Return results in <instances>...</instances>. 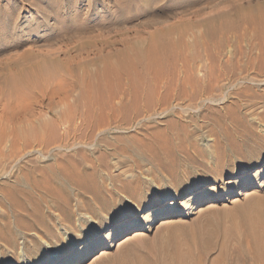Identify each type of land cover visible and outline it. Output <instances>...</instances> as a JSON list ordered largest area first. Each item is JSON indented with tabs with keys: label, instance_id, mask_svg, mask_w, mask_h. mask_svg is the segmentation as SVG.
<instances>
[{
	"label": "rangeland",
	"instance_id": "374dc122",
	"mask_svg": "<svg viewBox=\"0 0 264 264\" xmlns=\"http://www.w3.org/2000/svg\"><path fill=\"white\" fill-rule=\"evenodd\" d=\"M168 13L171 15L168 16ZM25 22L27 32L21 35L18 30ZM18 39H26L27 42L24 46L17 47ZM52 41L58 42L57 45H53ZM107 41H110V44ZM101 47L106 52L114 48V51L109 50V54L113 52L112 56L103 52ZM29 49L32 53L35 51L36 55L38 53L39 57L35 53L33 56L28 54ZM26 51L28 64L33 63L28 67L35 71L31 72L27 68L31 79L28 86L31 88H27L25 92H28L25 94L22 92L24 101L19 104L21 100L16 97L17 91L10 79L16 74L15 77L18 76L17 79L20 80L21 75L17 73L27 72L25 68L21 69V61L16 59ZM54 51L56 54L62 52L61 56L57 54L56 58ZM68 51L72 52V55H69ZM51 54H55L54 57ZM98 54H101L100 57ZM90 56H93L91 60L94 62L89 60ZM132 58L135 60L132 61ZM12 59L14 60L11 61ZM49 59L52 60L48 61ZM67 60L71 62L68 63ZM88 60L91 64L87 63ZM134 62L138 65H133ZM8 63L13 65L9 64L12 66L11 70L7 67ZM107 63L112 64L111 67ZM54 64H58L54 68L66 70L60 69L56 73ZM71 64L77 67H69ZM105 67L117 69L120 75H123L124 88L128 93V98H124V101L128 103L125 101V104L120 106L123 111L119 109L120 113H117V124L114 122L116 125H111L109 131L97 133L94 140L92 138V141L81 143L75 140L73 135L68 138V133L64 126L58 123L56 115H48L51 110L47 105H50L51 109L52 104L57 101L50 95L53 93L52 97L58 98L59 101L61 92L58 91L63 88L70 89L75 85L77 90L73 95L79 94L80 97L77 95V98H81L88 85V79L90 82L94 76L87 75L92 74L91 70L96 68L95 71L101 73ZM138 68L141 69L140 73ZM148 70L153 71L154 75L149 73L151 77L147 76ZM96 72L93 71L94 74ZM132 72L136 73L134 78H130ZM142 72L148 78L141 75ZM82 74L87 78L85 86L82 83L85 80ZM155 74H159L157 78ZM58 77L62 80L66 77V83H63L66 86L60 83L64 82L61 80L57 81L59 86L56 84V87V80L54 85L50 83L59 79ZM67 79L71 84L76 82L77 85H69ZM134 80L137 82L133 83ZM143 80H146V83ZM140 82L148 88L144 89L143 86L140 89ZM34 84L41 85L43 89H40V86L38 89L41 91L36 90L37 86ZM149 84H152L150 92ZM158 86L162 87L163 96L161 91H157L161 89ZM49 87H52L51 91ZM57 87L61 89L57 90ZM170 89L173 95L170 94ZM12 90L14 93L10 92ZM134 90H137V96L132 95ZM138 90H141V94ZM2 92L4 95L0 102V131L5 132L8 140L14 137L21 140L13 148L10 141L0 146L1 168L5 167L0 171V257L5 258L3 264H79L83 257L81 255L88 249L92 252L86 258V264H114L115 258L122 254H138L141 257L151 254L162 258L163 250L167 251L172 244L171 235L178 234L177 241L186 246L184 243L188 241L185 230L190 229L196 233L200 232L199 230L203 232L201 239L199 238L201 242L197 241L195 244L196 253L191 261L193 264H264V246L255 248L254 239L248 235L247 230L255 222L264 227V0H0V93ZM57 93L59 95H56ZM70 98L69 101L74 102ZM151 98L153 102L148 103L152 106L156 104V107L150 105L152 108H148L147 100L150 101ZM156 99H159L158 102L165 100L168 104L161 101L158 103ZM130 103L135 113L133 110L129 112ZM21 104L25 107H21ZM137 106L139 107L136 110ZM145 108L150 111L147 112ZM155 132L158 135L154 134ZM119 136L123 138V143L121 139L118 140ZM153 139L161 143L169 140L175 146L172 145L173 154H161L159 160L164 166H160L157 160H146L142 161L140 167H136V155L132 154L133 158L130 154L118 152L125 145L134 147L137 143L143 145L142 141L145 144ZM101 151L105 152L110 165L103 168L101 175L109 189L112 188V175L125 180L139 178L142 183L139 190L142 194L153 186H179L191 173L196 172L204 178L205 193L192 200L189 196L179 203L169 204L165 207V218L159 219L158 213H147L142 218H136L137 221L134 219L131 224L110 227L101 234L95 225L105 223L110 208L100 210L91 202L92 195H84L78 188H73L69 217L65 216L55 199L43 196L46 201L43 210L50 216V224L42 232L35 228L19 227V216L29 222L28 214L33 206L29 203L28 211L18 210L15 200L6 194L5 184L14 183L16 178L21 176L26 177L24 187L30 186V181L34 179L45 182L47 178L58 176L62 163L71 159L82 161L84 157L94 159ZM240 162L245 163L241 165ZM249 185H252V190L246 194ZM238 191L241 193L236 194ZM33 194L37 197L41 195L39 191ZM215 194L220 195L222 200L217 203L218 206L212 208L213 210L207 209ZM121 198L122 201L117 203H140V200L136 202L138 199H126L123 196ZM177 204L179 208L185 209L186 214L166 224L164 221H167L168 215ZM146 217H151L153 221L158 220L148 229L141 230L142 234L133 237L130 243L127 241L119 246L126 237L134 236V232ZM172 225L175 228H172ZM12 234H15L14 241L9 239ZM109 239H112L111 246L106 248ZM78 240H83V243H78ZM204 242L208 252L201 254L200 248ZM105 248L109 253L96 258Z\"/></svg>",
	"mask_w": 264,
	"mask_h": 264
},
{
	"label": "bare ground",
	"instance_id": "6f19581e",
	"mask_svg": "<svg viewBox=\"0 0 264 264\" xmlns=\"http://www.w3.org/2000/svg\"><path fill=\"white\" fill-rule=\"evenodd\" d=\"M177 13V12H176ZM168 16L169 15H171V13H168L167 14ZM48 18V17H47ZM164 18V17H163ZM166 18H169V17H167L166 16ZM174 18V17H173ZM50 19V18H49ZM55 20V19H54ZM160 20V19H159ZM26 22H27V20H25ZM43 21V20H42ZM46 21V20H45ZM160 21H163V20H160ZM26 22L22 25V27H20L19 28V33L21 34V35H24V34H26V32H27V24H26ZM49 22V21H48ZM137 22V21H136ZM42 23V22H41ZM47 24V23H46ZM49 25V24H48ZM51 25V24H50ZM123 25V24H122ZM44 26V25H43ZM55 26V25H54ZM94 29V28H93ZM96 29H97V27H96ZM42 30V29H41ZM57 30V29H56ZM76 30V29H75ZM104 30V29H103ZM74 31V30H73ZM94 31V30H93ZM93 31H90V32H93ZM108 31V30H107ZM106 31V32H107ZM58 32V31H57ZM64 32V31H63ZM77 32V31H76ZM75 32V33H76ZM83 32V31H82ZM86 32V31H85ZM95 32V31H94ZM110 32V31H109ZM74 33V34H75ZM78 33V32H77ZM76 33V34H77ZM105 33V32H104ZM73 34V33H72ZM61 36V35H60ZM67 36V35H66ZM65 36V37H66ZM79 36V35H78ZM97 37H99V36H97ZM62 38H64V37H62ZM96 38V36L94 37V39ZM104 38V37H103ZM55 40V39H54ZM97 40V39H96ZM95 40V41H96ZM102 40V39H101ZM111 40V39H110ZM100 41V40H99ZM113 41V40H112ZM114 41H116V38L114 39ZM27 42V40L26 39H18V42H17V44H16V46L17 47H22V46H24L25 45V43ZM49 42V41H48ZM53 42V41H52ZM104 42V41H103ZM108 42V41H107ZM110 42V41H109ZM108 42V43H109ZM58 43V42H57ZM57 43L55 42H53L52 44L54 45H57ZM97 43H98V40L96 41V46H97ZM115 43V42H114ZM42 44V43H41ZM48 44V43H47ZM51 44V45H52ZM110 44V43H109ZM109 44H108V46H109ZM50 45V44H49ZM101 45H104L103 43H101ZM112 45V44H111ZM42 46H44V44L42 45ZM74 46H76V45H74ZM53 47H55V46H53ZM53 47H51V49H53ZM69 47V46H68ZM104 47V46H103ZM107 47V45L105 46V49H107L106 48ZM31 48V47H30ZM99 48V47H98ZM97 48V49H98ZM49 49V48H48ZM48 49H47V51H48ZM50 49V50H51ZM55 49V48H54ZM53 49V50H54ZM57 49L58 48H56V50L55 51H57ZM96 49V50H97ZM100 49V48H99ZM105 49H104V51H103V49H102V47H101V50L103 51V52H106L105 51ZM117 49V48H116ZM118 49H121V48H118ZM12 50V49H11ZM21 50V49H20ZM28 50V49H27ZM30 50V49H29ZM38 50V49H37ZM44 50V49H43ZM43 50H42V53H43ZM53 50H51V51H53ZM109 50H111V49H108V52H106V53H108L109 54ZM23 51H24V49H23ZM32 50H30V52L28 53V54H30L31 53V56H33V53H35V51L32 53L31 52ZM45 51V50H44ZM47 51H46V54H47ZM54 51V52H55ZM58 51H60V50H58ZM61 51H63L62 49H61ZM67 51V50H66ZM66 51H64V52H66ZM111 51H114V48H113V50H111ZM70 51H68V53H69ZM74 52V51H73ZM95 52V51H94ZM93 52V53H94ZM99 52H100V50H99ZM115 52H116V50H115ZM120 52H121V50H120ZM41 53V54H42ZM62 52H60V54H61ZM72 53V52H71ZM71 53H69V55L71 54ZM86 53V52H85ZM102 53V52H101ZM113 54V52H110V54ZM122 53V52H121ZM120 53V54H121ZM27 54V51L26 52H24L23 53V55L20 57V58H16L18 61H21L20 62V64L22 63V65L23 66H21V69H22V67L23 68H25V70L27 71V68L28 69H30V67H28V65L29 64H33V63H29L28 64V61H27V56H28V54H27V56H25ZM41 54H40V56H41ZM55 54H56V52H55ZM54 54V55H55ZM57 54H58V52H57ZM55 55V57L56 56H58V55H60V54H58V55ZM88 54H90L89 52H88ZM96 54H97V52H96ZM103 54V53H102ZM107 54V55H108ZM109 54V55H110ZM112 54H111V56H112ZM116 54V53H115ZM35 55H36V53H35ZM34 55V56H35ZM37 55H38V57H39V54L37 53ZM36 55V56H37ZM53 57H54V55L53 54H51ZM65 55V54H64ZM66 55H67V53H66ZM72 55V54H71ZM84 55V54H83ZM99 55V54H98ZM101 55V54H100ZM100 55H99V57H100ZM105 55V54H104ZM104 55H102L103 56V58L105 57ZM118 55H119V51H118ZM44 56V55H43ZM47 56H49V54L47 55ZM61 56V55H60ZM87 56H89V55H87ZM94 56H96V55H94ZM101 56V57H102ZM45 58H46V56H44ZM69 57H71V56H69ZM73 57H74V55H73ZM76 57V56H75ZM75 57H74V59H75ZM78 57V56H77ZM80 57H81V55H80ZM85 57H86V55H85ZM85 57H83V59L85 58ZM93 57V56H92ZM91 56L90 57H88V58H90L89 60L90 61H93V60H91V58H92ZM98 57V56H97ZM108 57V56H107ZM124 57V56H123ZM122 57V58H123ZM127 57V56H126ZM2 58V57H1ZM45 58H43V59H45ZM49 58H50V56H49ZM57 58V57H56ZM65 58H67L66 56H65ZM87 58V57H86ZM85 58V59H86ZM102 58V59H103ZM106 58V57H105ZM104 58V59H105ZM47 59H48V57H47ZM58 59H60V57L58 58ZM57 59V60H58ZM68 59H72V61H75V60H73V58H68ZM99 59V58H98ZM121 59V58H120ZM126 59V58H125ZM133 59V58H132ZM135 59H136V57H135ZM135 59H133L132 61H134ZM227 59V58H226ZM229 59V58H228ZM14 59H12L11 61H13ZM29 60V59H28ZM34 60H36V58H34ZM40 60V59H39ZM42 60V59H41ZM50 60H52V59H49L48 61H50ZM56 60V61H57ZM89 60L87 61V63L89 62ZM100 60V59H99ZM30 61V60H29ZM31 61H33V60H31ZM54 61H55V59H54ZM53 61V62H54ZM64 61V60H63ZM66 61V60H65ZM68 61V60H67ZM70 62H71V60H69ZM69 61H68V63H69ZM85 61V60H84ZM96 61V60H95ZM119 61V60H118ZM128 61V60H127ZM9 62V61H8ZM35 62V61H34ZM41 62H43V61H41ZM47 62V61H46ZM52 62V61H51ZM52 62V63H53ZM79 62V61H78ZM94 62V61H93ZM93 62H92V64H93ZM126 62V61H125ZM129 62V61H128ZM137 62V61H136ZM136 62H134V63H132L133 65L136 63ZM151 62V61H150ZM157 62H158V60H157ZM18 63V62H17ZM37 63V62H36ZM49 63V62H48ZM77 62H75V64H76ZM87 63H85V64H87ZM124 62H122V64H123ZM127 63V62H126ZM125 63V64H126ZM152 63V62H151ZM151 63H149V64H151ZM153 63H154V60H153ZM159 63V62H158ZM12 65L11 63H8V69H10L11 70V67L13 66H11L10 67V65ZM19 63H18V65H20ZM35 64V63H34ZM37 64H39V63H37ZM41 64V63H40ZM88 64H91V63H88ZM128 64V63H127ZM137 64V63H136ZM142 64V63H141ZM140 64V65H141ZM160 64V63H159ZM5 65H7V64H5ZM15 65V64H14ZM44 66H45V64H43ZM43 65H42V68H43ZM57 65L58 64H54L53 65V68H54V66H56L57 67ZM61 64L59 63V65L58 66H60ZM63 65V64H62ZM77 65V64H76ZM79 66L78 67H80V64H78ZM105 65V64H104ZM107 65H109V63H107ZM110 65H112V64H110ZM109 65V66H110ZM115 65V64H114ZM120 65V64H119ZM129 65V64H128ZM133 65H132V67H133ZM138 65V64H137ZM137 65H135V67L134 68H136L137 67ZM139 65V66H140ZM157 65V64H156ZM17 66V65H16ZM30 66V65H29ZM35 66H37V65H35ZM34 66V67H35ZM46 68H48V65L46 64ZM73 66V64H71V66H69V67H72ZM75 66V65H74ZM74 66H73V68H74ZM85 66V65H84ZM103 66V65H102ZM109 66H106V67H109ZM117 66V65H116ZM123 66H124V64H123ZM153 66V65H152ZM6 67V68H7ZM10 67V68H9ZM15 67V66H14ZM34 67H31V68H34ZM40 67H41V65H40ZM52 67V66H51ZM63 67V66H62ZM75 67H77V66H75ZM86 67V66H85ZM85 67H83L84 69H85ZM88 67V66H87ZM104 68V70L101 72V73H99V72H96L95 70L97 69H93V71H94V73L96 72V74H94L93 73V71L91 70V69H89V70H91V72H92V74L90 75H87V77L88 76H92V75H94L93 76V80H91L90 82H89V79H88V81L86 80L87 78H85V76L86 75H83L84 76V78H85V80H84V82H82L83 84H84V86L86 85V83H85V81H87V84L88 85H86V88H85V92L84 93H82L83 94V96L81 97V98H77V95H78V97H80V95L79 94H77V95H73V93H75L74 91L75 90H77L76 89V87L77 86H73L72 88H70V89H68V88H65V90H64V88L62 89V91L61 90H59V88L61 87H57L58 89L57 90H59L58 92H61V93H59V94H61L60 95V97H59V101H58V98H54V97H52V96H54L53 95V93L50 95V97L52 98V99H57V101L56 100H54V101H56L54 104H52V106H51V109H50V105H47V107L49 106V110H51V111H49V113H48V115L50 114L51 116L53 115H56V117H57V121H59L58 123H60L62 126H64V128H65V131L68 133V138L69 137H71L72 135L75 137V140H79L80 142L82 141H87V140H91L92 138V140H94V138H95V135H97V133H99V132H104V131H109L108 129L109 128H112L111 127V125H113V124H115L114 122H116V121H118L117 119L119 118V115L117 114L118 112H119V109H120V106L124 103L125 104V101H124V98H128V96L126 97V94H128L127 93V90H126V88H124V86H125V83L123 82V80L125 81V79H122V77H123V75L121 76L120 75V73L117 71V69L115 70V69H113V70H111V69H108V68ZM111 67V66H110ZM113 67V66H112ZM120 67H121V65H120ZM119 67V69H121ZM126 67V66H125ZM144 67V66H143ZM147 67H148V64H147ZM154 67H155V65H154ZM5 68V67H4ZM17 68H19V66H17ZM37 68H39V67H37ZM41 68V69H42ZM45 67H44V69L43 70H45L46 69ZM52 68V69H53ZM72 68V69H73ZM83 68H80V69H83ZM118 68V67H117ZM127 68V67H126ZM125 68V69H126ZM129 68H131V67H129ZM152 68V67H151ZM156 68V67H155ZM52 69H50L49 71L51 72V70ZM54 69H56L55 71H54ZM53 69V71L54 72H56V73H58L59 72V70L61 69H59V67L58 68H54ZM58 69V70H57ZM63 69H65V68H62L61 70H63ZM71 69V68H70ZM78 69V68H77ZM79 69V70H80ZM99 69H101V67H99ZM124 69V70H125ZM133 69V68H132ZM132 69H131V71H132ZM139 69L140 68H138V72H139ZM145 69V68H144ZM148 69V68H147ZM153 69V68H152ZM160 69H161V65H160ZM31 70V69H30ZM66 70V69H65ZM69 70V69H68ZM85 70H88V68L87 69H85ZM122 70V69H121ZM128 70V69H127ZM136 70V69H135ZM141 70V69H140ZM162 70V69H161ZM21 72H22V70H20ZM19 71V72H20ZM24 71V70H23ZM32 71H35L34 69L33 70H31V72ZM42 71V70H41ZM58 71V72H57ZM72 71V70H71ZM70 71V72H71ZM77 71V70H76ZM131 71H126V72H128V73H130ZM156 71L158 72V70L156 69ZM17 72H18V70H17ZM29 70L27 71V72H22V73H17V75H21V78H20V80H18L17 78H19L18 76H17V78L15 77L16 76V74H14L15 76H12L13 78L12 79H10V80H12V82L11 83H13V85H14V88H15V90L17 91V98L18 99H20L21 101H19V104H20V102H23L24 100V97H23V93L25 94L26 92H28V91H26L25 92V90H28L27 88H31V87H29L28 85H30L29 84V82H30V75H29ZM68 72V71H67ZM72 72H75V71H72ZM72 72H71V74H72ZM81 72H82V70H81ZM83 72H84V70H83ZM82 72V73H83ZM135 72H137V71H135ZM134 72V73H135ZM148 72V74H147V76L149 75V77H151L150 76V74L149 73H153V71H151V72H149V70L147 71ZM160 72V71H159ZM15 73H16V70H15ZM52 73V72H51ZM51 73H49V74H51ZM56 73H54V75L56 74ZM69 73V72H68ZM76 73V72H75ZM133 72H132V74H133V76H132V74H131V76H130V78H134V75L136 74H134ZM140 73V72H139ZM161 74H162V72H160ZM159 73V74H160ZM11 74V73H10ZM9 74V75H10ZM33 74V73H32ZM35 74H39V73H35ZM63 74H65L64 72H63ZM67 74V73H66ZM79 74H81V73H79ZM144 73L142 72V74L141 75H143ZM158 74V75H159ZM53 75V76H54ZM73 75H76V74H74L73 73ZM128 75V74H127ZM130 75V74H129ZM146 75V74H145ZM145 75H143V76H145ZM152 75H154V73L152 74ZM156 75V74H155ZM158 75H156L155 77L157 78V76ZM32 77L34 76V75H31ZM56 76H57V74H56ZM71 76V75H70ZM70 76H69V78H70ZM78 76V75H77ZM76 76V77H77ZM140 76V75H139ZM147 76H145V77H147ZM9 76L7 75V78H8ZM50 77H52V76H50ZM63 77V76H62ZM66 77H68V75H66ZM65 77V78H66ZM73 77V76H72ZM75 77V79H77ZM81 77V76H80ZM135 77H137V76H135ZM142 77V76H141ZM140 77V78H141ZM161 77V76H160ZM10 78V77H9ZM8 78V79H9ZM59 78V77H58ZM65 78H63L64 80H62L61 78H59V79H54V80H52L53 82H50V83H53L52 85H54V82H55V80H56V83H55V87H56V84H58L57 83V81H59V80H61V81H64V82H60L61 84H63V83H66L65 82ZM95 78H96V81H95ZM148 78V77H147ZM146 78V79H147ZM159 78V77H158ZM7 79V80H8ZM49 79H51V78H49ZM48 79V80H49ZM75 79H73V80H75ZM127 79V78H126ZM137 79V78H136ZM143 79V78H142ZM151 79V78H150ZM149 79V80H150ZM46 80H47V78H46ZM45 80V81H46ZM79 80V79H78ZM77 80V81H78ZM81 80H82V77H81ZM129 80V79H128ZM131 80V79H130ZM129 80V81H130ZM133 80V79H132ZM131 80V81H132ZM67 81L69 82L70 80L69 79H67ZM72 81V80H71ZM76 81V80H75ZM139 81H140V79H139ZM146 81V80H145ZM144 80H143V82H145ZM151 81H152V79H151ZM157 81H158V79H157ZM160 81H163V80H160ZM194 81H196L195 79H194ZM9 82V81H8ZM67 82V83H68ZM73 82V81H72ZM89 82V83H88ZM135 82H137V81H135L134 80V82L133 83H135ZM150 81H148V83H149ZM153 82V81H152ZM155 82H156V80H155ZM10 83V82H9ZM11 83H10V85H11ZM31 83V82H30ZM46 83V82H45ZM48 83V82H47ZM46 83V84H47ZM74 84L76 83V82H73ZM73 83L71 84L70 82H69V85L71 84V85H73ZM82 83H81V85H82ZM126 83H129V82H126ZM141 83V82H140ZM146 83V82H145ZM163 83H165V82H163ZM197 83H198V81H197ZM37 84H39V83H37ZM35 86H37L36 87V90L38 89V88H40V86L39 85H36V84H34ZM43 85H44V83H43ZM50 85V84H49ZM51 85V86H52ZM64 85V84H63ZM76 85H77V83H76ZM139 85V84H138ZM141 85H142V83H141ZM152 85V84H151ZM150 84H149V87L151 86ZM24 86H26V87H24ZM31 86H33V84H31ZM58 86H59V84H58ZM64 86H66V85H64ZM78 86H79V83H78ZM84 86L82 87V88H84ZM131 86V85H130ZM134 86V85H133ZM144 86V84L141 86V88L140 89H142V87ZM160 86V85H159ZM158 86V87H159ZM48 87V86H47ZM81 87V86H80ZM79 87V88H80ZM127 87V86H126ZM145 87H146V85L144 86V89H145ZM155 86L153 85V88H154ZM10 88H12V86L10 87ZM24 88H26V89H24ZM50 88H52V87H49L48 89H50ZM62 88V87H61ZM60 88V89H61ZM78 88V89H79ZM81 88V89H82ZM136 87H132V89H135ZM146 88H148V87H146ZM159 88H161V89H156L157 91H161L162 90V87H159ZM13 89V88H12ZM23 89H24V91H23ZM40 89H43L42 88V86H41V88ZM40 89H38L39 91H41ZM44 89H46V88H44ZM67 89V90H66ZM128 89V88H127ZM131 89V88H130ZM129 89V90H130ZM137 89V88H136ZM139 89V88H138ZM150 89H152L151 87L149 88V92L150 91H152V90H150ZM172 89V88H171ZM171 89H170V94H172L173 95V93H171ZM14 90V89H13ZM13 90L12 91H10V92H12V93H14L13 92ZM33 90H35V89H33ZM53 90H55L54 88H53ZM52 90V91H53ZM165 90V89H164ZM163 90V91H164ZM168 90V89H167ZM44 91V90H43ZM43 91H42V93H43ZM47 91V93H48V90H46ZM46 91H45V94H46ZM49 91H51V89L49 90ZM135 91V90H134ZM138 91H140V94H141V90H138ZM146 91H148L147 89H146ZM156 91V92H157ZM166 91V90H165ZM165 91H164V93H165ZM23 92V93H22ZM32 92V91H31ZM54 92V91H53ZM55 92H57L56 90H55ZM54 92V93H55ZM129 92H131V91H129ZM133 92V91H132ZM137 92V90L135 91V92H133L134 94H132V95H134V96H137V94L135 95V93ZM148 92V95L150 94ZM167 92V91H166ZM168 92H169V90H168ZM173 92V91H172ZM19 93H20V95H19ZM38 93H40V94H42L41 92H38ZM145 93V92H144ZM147 93V92H146ZM153 93H155L154 92V90H153ZM159 93V92H158ZM157 93V95H159ZM161 93V95L163 94L162 93V91L160 92ZM44 94V93H43ZM58 93L56 94V95H59ZM131 94V93H130ZM152 94V93H151ZM166 94V93H165ZM165 94H164V96H165ZM169 94V95H170ZM0 95H1V97H0V102H1V98H3V92L2 93H0ZM48 95H49V93H48ZM153 95H155V94H153ZM161 95H159V96H161ZM172 95H171V97H172ZM29 96H30V91H29ZM39 96V95H38ZM43 96V95H42ZM47 96V95H46ZM130 96V95H129ZM151 96V95H150ZM156 96V95H155ZM158 96V97H159ZM163 96V95H162ZM15 97V98H16ZM56 97V96H55ZM58 97V96H57ZM70 97H72V99H73V101L74 102H72V101H69V98ZM132 97V96H131ZM140 97H141V95H140ZM152 97V96H151ZM27 97H25V99H26ZM40 98V97H39ZM132 98H134V97H132ZM137 98V97H136ZM146 98H148V97H146ZM152 98H154V97H152ZM152 98L150 99V101H148L147 100V104H148V108H149V106L151 105V104H149L148 102H153V101H151L152 100ZM165 98V97H164ZM169 98H170V96H169ZM168 98V99H169ZM41 99H45L44 97L42 98L41 97ZM46 99H48V98H46ZM71 98H70V100H72ZM129 99H131L130 97H129ZM135 99V98H134ZM160 99V98H159ZM158 99V100H159ZM165 99H167V98H165ZM171 100H172V98H170ZM169 99V100H170ZM27 100V99H26ZM29 100V99H28ZM42 100V101H43ZM49 100H50V98H49ZM128 100V99H127ZM132 100V99H131ZM154 100V99H153ZM157 100V99H156ZM158 100H157V102H158ZM124 101V102H123ZM129 101V100H128ZM137 101V100H136ZM161 101V100H160ZM159 101V102H160ZM165 100H163V101H161L162 103L164 102ZM127 102V101H126ZM133 102H135V101H133ZM138 102H139V99H138ZM155 102V101H154ZM156 102V103H157ZM158 102V103H159ZM160 102V103H161ZM50 103V102H49ZM71 103H73V105L71 104ZM128 103V102H127ZM135 103H137V102H135ZM166 102H164V104H165ZM138 104V103H137ZM147 104H146V106L145 107H147ZM152 104H154V103H152ZM166 104H168V103H166ZM23 104H21V107H25V106H22ZM62 105V106H61ZM129 106L131 105V103L130 104H128ZM136 105V104H135ZM134 105V106H135ZM156 104H154L153 106L154 107H156L155 106ZM65 108H64V107ZM125 106H127V104L125 105ZM152 106V105H151ZM150 106V108H152ZM157 106H159V105H157ZM162 107H164L163 105H161ZM63 107V108H62ZM123 107V106H122ZM131 107V106H130ZM138 107L139 106H137L136 107V110L138 109ZM129 108V107H128ZM23 109V108H22ZM21 109V110H22ZM25 109V108H24ZM23 109V110H24ZM123 109V108H122ZM125 109V108H124ZM141 109V108H140ZM146 109V108H145ZM162 109V108H161ZM166 109H167V106H166ZM165 109V110H166ZM22 110V111H23ZM26 110V109H25ZM121 110V109H120ZM126 110V109H125ZM125 110H124V113H125ZM133 110V108L131 107V110L129 109V112H131ZM147 110V109H146ZM145 110V111H146ZM121 111H123V110H121ZM148 111H150V109L149 110H147V112ZM18 112V111H17ZM133 112H134V110H133ZM132 112V113H133ZM137 112V111H136ZM140 111H138L137 113H139ZM151 112H152V109H151ZM29 113V112H28ZM120 113V112H119ZM123 113V114H124ZM127 113H128V109H127ZM132 113H130V114H132ZM135 113V112H134ZM142 113H143V111H142ZM47 114V113H46ZM122 114V113H121ZM121 114H120V117H121ZM49 115V116H50ZM135 115V114H134ZM137 115H139V114H137ZM140 115H142V114H140ZM139 115V116H140ZM143 115H144V113H143ZM118 117V118H117ZM51 121V120H50ZM119 121H120V119H119ZM49 121H47L46 123L47 124H49L48 123ZM45 123V124H46ZM51 123H53V121L51 122ZM44 124V125H45ZM55 124V123H54ZM60 124H58V125H60ZM116 124H117V122H116ZM115 124V125H116ZM56 125V124H55ZM57 125V126H58ZM47 126H49V125H47ZM50 126L52 127V124H50ZM117 127H118V125H117ZM53 128V127H52ZM21 131V130H20ZM63 131V130H62ZM161 131V130H160ZM18 133H19V131H17ZM163 132V131H162ZM18 133H16V136H18L17 134ZM23 133V132H22ZM21 134V133H20ZM154 134H156V135H158L156 132L154 133ZM160 134V133H159ZM165 134V132L163 133V135ZM168 134V133H167ZM161 135V134H160ZM6 135H5V132H3L2 130L0 131V146H2L3 144H5L7 141H10V146L13 148V147H16L17 145H18V141H21V140H18V137H14L13 139H11V140H8L6 137H5ZM21 136H24V135H21ZM20 136V137H21ZM67 136V135H66ZM65 136V137H66ZM137 136V135H136ZM135 136V137H136ZM145 136H149V135H145ZM152 136H155V135H152ZM19 137V138H20ZM120 137V136H119ZM119 137H117L118 138V140H120L121 139V143H123L122 142V140H123V138H119ZM164 137V136H163ZM134 138V137H133ZM152 138V137H151ZM169 138H170V136H169ZM129 139V138H128ZM149 139H150V137H149ZM149 139H147V140H149ZM155 139V138H154ZM152 140L150 143H148V141H147V143H143V141H142V144L143 145H140V143L138 144L137 142V146H134V147H131V146H128V145H123L124 147H120L121 148V150H118V152L119 153H122V154H130L131 156H132V154H134V156L136 155V157L135 158H137V159H135L133 156V158H134V164H135V166L136 167H140L143 163H142V161H146V160H157L159 163L161 162L159 159H161V154H163V153H167V154H173V148H172V142H170L169 140L166 142V141H162V140H160V141H162L163 143H161V142H157L156 140ZM158 139V138H157ZM160 139V138H159ZM161 139H165V138H161ZM91 140V141H92ZM131 140V139H130ZM134 140H136L135 138H134ZM133 140V142H135ZM144 140H146L145 138H144ZM175 140V139H174ZM81 142V143H82ZM125 142V141H124ZM128 142V141H127ZM146 142V141H145ZM166 142V143H165ZM176 142V141H175ZM92 143L93 142H91V145H92ZM126 143V142H125ZM129 143V142H128ZM135 143V144H136ZM131 144H132V142H131ZM75 145V144H74ZM84 145H86L85 143H84ZM133 145V144H132ZM139 145V146H138ZM174 146V145H173ZM75 147V146H74ZM175 147V146H174ZM177 147V146H176ZM120 148H118V149H120ZM177 149V148H176ZM175 150V149H174ZM87 153V152H86ZM88 154V153H87ZM94 154V153H93ZM89 155V154H88ZM95 155V154H94ZM165 155V154H164ZM81 156H84V155H81ZM86 156V155H85ZM163 156V155H162ZM93 157V156H92ZM176 157V156H175ZM68 158H70V157H68ZM73 158V157H72ZM83 158V157H82ZM132 158V159H133ZM65 159H66V157H65ZM78 159H80V158H78ZM77 159V160H78ZM179 159V158H178ZM177 159V160H178ZM156 161V162H157ZM63 162V161H62ZM178 162V161H177ZM179 163V162H178ZM161 165L160 166H164V164H163V162L162 163H160ZM166 165V164H165ZM110 165L108 164V161H107V157H106V154H105V152H99L98 154H96L95 155V158L94 159H91V158H85L84 157V159L82 160V161H74V160H68V161H66V162H64V163H62V165H61V169H59L60 171H59V173H58V176H56L55 175V177H50V178H47L46 180H45V182H42V180H40L39 181V179L37 180V179H34V180H31L30 181V186L28 185H26L27 187H29V188H27V187H24L23 186V183L25 182L24 181V179L26 178V177H24L23 178V176H21V177H18V178H16L17 180L14 182V183H10V184H5V192H6V194L9 196V197H11V198H13L14 200H15V205H16V208L18 209V210H21V212L23 211V210H25V211H28L29 209H28V207H29V203H30V205H32L33 207H32V210H31V212H29V214H28V216H29V218H30V221L28 222L27 221V219H23L22 217H20L19 216V227H21V228H25V227H27V228H29V229H38V231L39 232H42V231H44L45 230V228H46V226L47 225H49L50 224V220L51 219H48V217H50L49 215L47 216V214L44 212V210H43V205L45 204V200H43V196H48V197H50V198H53V199H55L57 202H58V206L60 207V209H62L63 210V212H64V214H65V216L66 217H69L70 216V214H71V212H70V207H69V202H70V198H71V195H72V190H73V188H78L84 195L85 194H90V195H92V198L91 199H93L91 202L96 206V207H98L100 210H102V211H104V210H107V209H109L110 208V206H112V205H114V204H116L119 200L120 201H122V198H121V196H123L124 198H126V199H132V200H137L136 202H138L139 200H140V190H139V188H140V186H141V180L138 178H135V179H127V180H125V179H123V178H121L120 176H113L112 175V177H113V182L111 183V185H112V188L111 189H109L106 185H105V183H104V181L102 180V178H101V175H102V170H103V168H108ZM2 167V162H0V171H3L4 170V168L5 167H3V168H1ZM60 168V167H59ZM163 168V167H162ZM167 168V167H166ZM3 169V170H2ZM52 169V168H51ZM104 171H105V169H104ZM53 172V171H52ZM45 173V172H44ZM47 173L49 174V172L47 171ZM53 174H54V172H53ZM26 176H27V174H26ZM46 176V175H45ZM48 176H50V175H48ZM250 176V175H249ZM252 176V175H251ZM38 178V177H37ZM231 182V181H230ZM8 183V182H7ZM28 184V183H27ZM24 185H25V183H24ZM208 188V187H207ZM251 190H252V185H249V187H248V190L246 191L247 193L246 194H249V193H251ZM35 191H39L40 192V196H36L35 194H33ZM205 193V190H204V192H203V194ZM241 192L240 191H238L236 194H240ZM200 195H195V196H190L189 197V199L190 200H192V199H194V198H197V197H199ZM246 196V195H245ZM249 196V195H248ZM220 200H222V197L220 196V195H218V194H215L214 195V198H213V201L210 203V205L207 207V209L209 208V209H211V210H213L212 208H214V207H216V206H218L217 205V203L220 201ZM240 200V199H239ZM124 201V200H123ZM236 201H237V198H236ZM88 203V202H87ZM176 202H172V203H170L171 205L172 204H175ZM263 204H264V202H263ZM179 206V204H177V206L173 209V211L168 215V218H167V221H164L165 223L166 222H173L176 218H178V217H180L181 218V216H183V215H185L186 214V212H185V209L184 208H182V207H178ZM165 207L164 208H162L161 210H159V211H157L156 213H158V214H160V217H159V219H162V218H165V216H164V212H165ZM151 214V213H150ZM21 215H23V214H21ZM138 219H136V221H137ZM156 220H158V219H156ZM156 220H154L153 221V219H151V217H146V219L140 224V227L134 232V236H132V237H126L120 244H119V246L120 245H122V243H126L127 241L129 242L133 237H137V236H140L141 234H142V231L141 230H144V229H148L149 227H150V225L153 223V222H155ZM40 221V222H39ZM134 222V220L132 221V222H129L128 224H131V223H133ZM176 222V221H175ZM167 224V223H166ZM166 224H162V225H166ZM261 225L260 224H258L257 222H255L254 224H252L250 227H249V229H247L248 230V235L249 236H252L253 237V239H254V242H255V248H258L259 246L260 247H262V246H264V227H260ZM178 227H180V226H178ZM182 227V226H181ZM184 227V226H183ZM172 228H175L173 225H172ZM200 228V227H199ZM198 229V228H197ZM197 229L195 230V231H197ZM191 230V229H190ZM188 231V230H185V235L187 236V243H184L186 246H182V244L181 243H179L178 241H177V235H175V233L174 234H172L171 235V242H172V244L170 245V247L167 249V251L166 250H163V256L165 257V259H163V256H162V258H159V257H156V256H154V255H151V254H148V255H146V257L144 256V257H141L140 255H138V254H122V255H119L117 258H115V260H114V264H189L191 261H193V259H194V257H195V244L196 243H198L197 241H199L200 239H201V236H202V233L203 232H201V230H199L200 232H198V233H200V234H198V233H196V232H193V231ZM192 230H194V229H192ZM128 233V232H127ZM204 236V235H203ZM200 238V239H199ZM9 239L10 240H12V241H14L15 240V234L13 235L12 234V236H10L9 235ZM17 240V239H16ZM112 239H109V244L107 245V247L106 248H108V247H110L111 246V244H110V241H111ZM203 240H205L204 238H203ZM202 240V241H203ZM199 242H201V241H199ZM130 243V242H129ZM202 244V243H201ZM92 247V246H91ZM106 248L105 249H103V251H102V253L99 255V256H97L96 258H99V257H102V256H105V255H107L109 252H107V251H105L106 250ZM201 249V254H205V253H207L208 252V247H207V245L205 244V242L202 244V247L200 248ZM91 252H92V250H90V249H88L86 252H84V254L83 255H81V256H83L82 257V261L79 263V264H85V262H86V258L91 254ZM224 253H226V252H224ZM201 257H203V255H201ZM159 258V259H158ZM70 259V258H69ZM31 264V263H30ZM63 264V263H62ZM191 264H193L192 262H191Z\"/></svg>",
	"mask_w": 264,
	"mask_h": 264
},
{
	"label": "snow or ice",
	"instance_id": "6c2138e0",
	"mask_svg": "<svg viewBox=\"0 0 264 264\" xmlns=\"http://www.w3.org/2000/svg\"><path fill=\"white\" fill-rule=\"evenodd\" d=\"M240 163L243 165L245 162ZM203 179L201 174L193 172L179 186L166 185L164 188L153 186L146 189L141 194L139 204L124 201L110 206L109 216L105 218V223L103 225L96 224L95 227L103 234L110 227L132 222L147 213H156L169 206L170 202L179 203L189 196L201 195L204 192ZM77 242L83 243V240ZM4 259L0 257V264H3Z\"/></svg>",
	"mask_w": 264,
	"mask_h": 264
}]
</instances>
